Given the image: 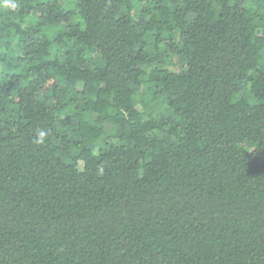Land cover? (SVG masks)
<instances>
[{
    "label": "trees",
    "instance_id": "obj_1",
    "mask_svg": "<svg viewBox=\"0 0 264 264\" xmlns=\"http://www.w3.org/2000/svg\"><path fill=\"white\" fill-rule=\"evenodd\" d=\"M0 264H264V0H0Z\"/></svg>",
    "mask_w": 264,
    "mask_h": 264
},
{
    "label": "clouds",
    "instance_id": "obj_2",
    "mask_svg": "<svg viewBox=\"0 0 264 264\" xmlns=\"http://www.w3.org/2000/svg\"><path fill=\"white\" fill-rule=\"evenodd\" d=\"M41 135H43V134H41Z\"/></svg>",
    "mask_w": 264,
    "mask_h": 264
}]
</instances>
